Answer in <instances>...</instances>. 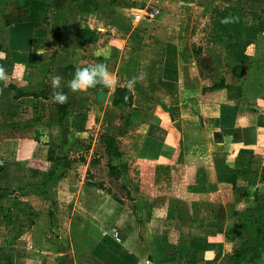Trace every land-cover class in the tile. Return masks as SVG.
Segmentation results:
<instances>
[{
  "label": "crops",
  "instance_id": "crops-1",
  "mask_svg": "<svg viewBox=\"0 0 264 264\" xmlns=\"http://www.w3.org/2000/svg\"><path fill=\"white\" fill-rule=\"evenodd\" d=\"M51 3L68 22L69 41L63 37V42L74 41V51L84 55L93 49L112 83L107 93L108 87L97 85L69 94L64 124L56 120L58 103L47 105L51 97L14 100L3 95L10 94L14 80L33 77L31 69L41 54L61 50L41 22V0H1L7 13L5 32L0 31V114L6 117L0 125V209L11 199L13 217L69 216L66 224L44 219L35 225L43 232L35 245L41 258H26L24 264H264V0ZM140 12L154 15L135 20ZM190 15L200 23L196 33L181 31ZM81 29L90 31L83 47L78 46ZM191 38L197 43L184 44ZM131 40L147 57L137 61L136 69L151 73L136 84L153 88V96L146 94L153 98V138L141 134L137 159L127 165L126 181L140 186V204L128 215L118 199L87 179L82 185L68 178L72 162L61 141L66 137L78 148L73 141L84 132L95 106H111L115 88L128 85L117 72L126 69L122 60ZM69 64L93 65L84 56ZM17 103L19 110H9ZM79 118L85 119L82 127L74 124ZM138 168L152 169V196L129 178ZM37 182L36 193L23 190ZM21 191L26 193L20 197ZM73 215L79 216L75 220Z\"/></svg>",
  "mask_w": 264,
  "mask_h": 264
},
{
  "label": "rangeland",
  "instance_id": "rangeland-1",
  "mask_svg": "<svg viewBox=\"0 0 264 264\" xmlns=\"http://www.w3.org/2000/svg\"><path fill=\"white\" fill-rule=\"evenodd\" d=\"M0 5H1V0H0ZM1 11L2 12H0V16H1L0 31L5 32L6 24L4 22L3 16H5L7 12H5L3 8L1 9ZM188 20L189 23L185 24L181 29V31L183 30V31H188L189 33L191 32L196 33L197 30L199 29V24H200L197 20V17L191 16ZM178 26L181 25L179 24ZM71 37H73V35H70V38ZM68 39L69 37L66 40L69 41ZM63 40H65V38ZM184 40L187 42L184 44H188V45L191 44L192 46L197 43V39L195 40L193 38L184 39ZM132 43L133 42L131 40V43L128 45L130 49L127 50V54L125 58H123L122 60L123 65L126 66V69L125 67L122 66L117 72V74L119 77L123 78L124 81L127 82L132 80V78L134 77L136 78V82L132 87L135 97L134 105L141 109L142 111L141 114L144 116L142 117L144 121L143 123H139L136 126L134 125L135 127L133 126L134 128L130 129V131L122 139L123 140L122 149L124 152V158L119 163L117 161H113L114 164L118 163V166L120 168H122L123 162H126V164L129 165L130 161L132 162L136 161L137 159L136 148L140 147L141 138H142L141 134L153 138V134L150 135V132L153 131V123L151 122L153 119L151 118L153 112V98L148 97L146 95L152 93L153 96V88L151 89L150 87H140L136 84L137 80L139 79L149 78V75H151V73L144 71L141 72L136 69L137 61L142 60V58L143 60H145L147 59V57L144 56L142 57V52L143 51L145 52L144 49H139L137 51V48H135L134 47L135 45ZM75 46L76 44H74V41H70V44L64 48L62 47V45L58 46L61 50L60 54L55 53V55H53L52 52H47L46 54H42L41 57L39 58L40 59L39 65L37 66V68L34 70L31 69L32 74L30 73V76L33 77H31V79L29 78L30 81L28 79V76H25V80L28 82V84L31 83L29 87L24 86V84H26V81L20 83L19 81L14 80L13 84L22 87L24 86L23 88L24 89L26 88L25 90L27 91H31L33 89L39 91L46 90L48 96L52 98L50 103H48L47 105H51V104L55 105L56 102L53 100V93L55 90L52 88L51 78L53 76L59 75L61 77L60 87L63 90V84H67L64 83L63 81L65 78L64 68L66 64H69V62L77 63L80 61L82 56H84V58H86V60L90 64L103 62L98 60L96 56L92 54L93 49L89 50L88 55H84V53L82 54L79 51H74L73 48ZM71 51L72 52L74 51L75 54H71ZM77 53L78 55H76ZM65 89H66L65 93L72 94L67 87ZM105 91L106 93L109 92L110 88L108 87ZM9 92H10L9 95L8 94H3V95L11 99L13 94H15V91H9ZM77 96L81 97L80 94H78ZM89 104L90 103L88 102V104L84 105V108L86 110H88L87 108ZM8 107L9 110L17 111L22 106L21 103H17L16 108H15V104H10L8 105ZM95 107L97 108L93 109L94 112H92L91 114V118H90L91 120L89 124H87L86 127H83L84 132H82L80 135L77 136L78 139L73 141V144L75 143L79 145V147L76 148L74 146H71L70 140L66 139V137L63 139V141H61L62 145H64L62 149H65L63 150V154H67V156H70L71 160H69V163L72 162L71 166L67 168L68 170L67 175L69 176L68 177L69 179L71 180L75 179L74 181L76 182L79 181L82 183V185H84L85 179H87L86 183L91 182V184L95 186L100 183L103 184V188L101 190L105 194L114 197L116 200L118 199L122 203V206L130 212V213L128 212L129 213L128 215H130L132 214V212H134L133 209L136 208L138 204H140L139 201H136L138 199V190H139L138 187L140 186H138V184H134V183L131 184L130 182L126 181V178L128 177L127 169L122 170L121 177L118 180H114L109 176L108 168H107V157L105 156L103 146L100 140L101 134H112V135L118 134L119 127L121 124L119 119L120 113L118 110L113 109L111 106L105 108L98 106ZM4 111L5 108L2 109V112ZM85 115H87V113ZM1 118L2 120L3 119L6 120L5 113L4 114L2 113V116L0 117V125L2 123ZM81 121L83 123L85 119L83 120L82 118L75 119L74 124H77L79 126ZM177 124L180 123L177 122ZM80 127H82L81 124ZM20 130L24 132L27 131L26 129L23 128ZM73 147L75 148L76 151L73 150ZM75 152L77 153V155ZM87 161L90 162L89 168L85 167V163ZM139 174H141V176H144L143 179L137 178L139 177ZM29 176L30 178H36L38 177V174L34 175V173H30ZM46 176L48 175L46 174ZM152 176H153L152 169L149 170V168H143V169L138 168V170L135 169L133 171H130L129 173V178L131 179L134 178L135 180L140 182L142 189L141 191L148 194L147 196L153 195V180L152 181L150 180L152 179ZM38 184L39 182H37V184L30 183L26 185L23 188V190L36 193L35 186H37ZM161 185H164V183H161ZM38 189L41 190V188L39 187ZM24 191L19 192L20 197L25 195L26 192ZM35 200H36L35 202H40L41 204L46 202L45 199H40V200L35 199ZM6 201H7L6 209L4 210L0 209V264H8L9 260H15V264H24L26 258H28L29 260H33V258L34 260L41 258V255L37 253V249L39 247H35V245L39 243L41 234L43 232H41L40 230L38 231L35 225L39 224L40 221L44 222V219L45 222H47L48 224H52L54 219L56 220V222H60V224H66L65 222L69 221V216L63 214L59 216H56V214L48 215V216L38 215V214H28V215L19 214L13 217L11 214V210L9 209V206L11 205L12 201L11 199H8ZM146 201L148 202V200ZM77 216L79 215H73V218L76 220ZM47 240H49L50 243L52 242L51 240H54L53 233L49 235Z\"/></svg>",
  "mask_w": 264,
  "mask_h": 264
},
{
  "label": "trees",
  "instance_id": "trees-1",
  "mask_svg": "<svg viewBox=\"0 0 264 264\" xmlns=\"http://www.w3.org/2000/svg\"><path fill=\"white\" fill-rule=\"evenodd\" d=\"M43 2V7L41 9V22L46 25L48 28L52 30V40L53 45L58 47L63 45V47L68 46L67 41L63 42V37L68 38L69 27L68 22L64 16V13L60 10H55L52 6V0H41ZM90 31L88 29L79 30V41L78 46L83 47L89 36ZM63 43V44H62ZM87 66H73L71 64L66 65L65 73L66 80L69 81L72 78V75L77 67ZM220 86H216L219 88ZM8 91H15L12 99L17 100L24 96H30L31 98H43L48 99V93L46 90H36L33 89L31 91H27L24 88L17 87L15 84H11ZM111 107L115 110H118L120 115V127L118 134H101L100 140L103 146V150L105 156L107 157V168L108 174L114 180H118L121 177L122 170L127 169L126 162H123L122 168L118 166V163L122 161L124 158V152L122 149L123 146V138L130 131V129L134 128L137 124L143 123L144 117L141 113V109L134 105V95L132 89L129 90L127 85H123L120 87H116L114 92L112 93L110 100ZM69 115V103L57 104L56 105V120L58 123H66L67 117ZM39 121V119L35 120ZM14 125H18L14 123ZM135 125V126H134ZM134 126V127H133ZM113 161H117L118 163L114 164ZM2 162L0 161V173L2 171ZM98 188L102 189L103 184H97ZM1 191V189H0ZM2 195H0V200L2 199Z\"/></svg>",
  "mask_w": 264,
  "mask_h": 264
},
{
  "label": "clouds",
  "instance_id": "clouds-1",
  "mask_svg": "<svg viewBox=\"0 0 264 264\" xmlns=\"http://www.w3.org/2000/svg\"><path fill=\"white\" fill-rule=\"evenodd\" d=\"M226 22L228 21H222V23ZM0 78H3V69H0ZM135 82V77L128 82L127 87L129 90H131ZM111 83L112 81L110 80V73L108 72L107 65L101 62L93 65L77 67L72 78L67 81V88L71 93H77L90 88H95L97 85L110 87ZM51 85L55 90L53 93V100L58 104L67 103L69 101V94L61 89V77L59 75L51 78Z\"/></svg>",
  "mask_w": 264,
  "mask_h": 264
},
{
  "label": "built area",
  "instance_id": "built-area-1",
  "mask_svg": "<svg viewBox=\"0 0 264 264\" xmlns=\"http://www.w3.org/2000/svg\"><path fill=\"white\" fill-rule=\"evenodd\" d=\"M156 0H147V2L149 3V4H153L154 2H155ZM143 15H148L149 17H153V13H145V14H143L142 12H140V13H137L135 16H134V18H135V20H139V19H141L142 18V16ZM115 237L117 238V240H118V237H117V235L115 234Z\"/></svg>",
  "mask_w": 264,
  "mask_h": 264
}]
</instances>
